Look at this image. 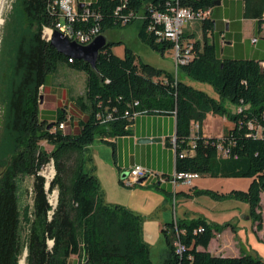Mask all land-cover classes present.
<instances>
[{
    "label": "trees",
    "instance_id": "obj_1",
    "mask_svg": "<svg viewBox=\"0 0 264 264\" xmlns=\"http://www.w3.org/2000/svg\"><path fill=\"white\" fill-rule=\"evenodd\" d=\"M54 1L15 0L1 37L0 264H19L24 254L25 264H68L71 256L81 258L80 264H152L140 216L122 205L105 202L87 151L95 141L110 144L106 138L130 134L134 117L141 113H174L175 173L250 179L245 191L221 193L192 187L190 195L247 204L249 218L260 231L264 70L258 62L222 58L209 41L208 34L215 29V21L209 17L200 21L201 40L182 35L181 41L192 45V57L177 68L188 78L210 85L218 99L176 75L136 61L129 48L122 57L115 55L110 41L93 69L83 61H70L43 38V29L55 28L60 21L58 11L52 8ZM217 1L228 0H94L86 3L90 13L86 23L75 26H97L99 34H105L139 20V39L163 54L172 50L173 43L147 31L155 12L176 3L191 12L214 10ZM237 1L245 2L246 10L252 11L255 0ZM60 63L85 74L83 95L74 100L85 114L77 121L76 133L58 128L71 121L65 109H57L51 123L40 115V87H45ZM227 102L236 106L234 113L226 107ZM207 113L226 117L233 128L220 138H205L199 130L192 136L191 125L200 126ZM42 141L51 146L50 151L40 145ZM51 161L55 175L48 192L57 191L54 208L39 175ZM25 178L33 179L29 190L24 187ZM120 183L124 185L122 179ZM27 195L31 203L25 201ZM199 228L203 231L198 232ZM220 229L202 217L166 224L162 233L168 257L163 264H264L248 254L211 255L207 246ZM176 240L184 247L181 253L173 245Z\"/></svg>",
    "mask_w": 264,
    "mask_h": 264
},
{
    "label": "crops",
    "instance_id": "obj_2",
    "mask_svg": "<svg viewBox=\"0 0 264 264\" xmlns=\"http://www.w3.org/2000/svg\"><path fill=\"white\" fill-rule=\"evenodd\" d=\"M91 1L94 0H77L80 5ZM262 6L261 0H255L254 5H252V11H247L245 2L228 0L221 2L218 8L211 10L210 19L215 21V29L208 34V37L209 41L219 49L222 58L253 59L258 62L261 68H264V12L261 10ZM247 13L248 15H251L250 18H247ZM254 15L260 18H253L256 17ZM259 20L261 21V24H258ZM183 35L192 40H201V22L193 21L186 25L183 30ZM187 78L188 77L184 74V80H179L192 85ZM212 91L214 92L213 96H210V94H207L205 91L203 92L210 97L218 99V95L213 88ZM56 111L48 112L56 114ZM175 121L174 113L137 114L129 127L130 134L106 138V141L110 142V144L101 141H95L91 144L87 151L91 157V165L94 167V174L99 180L100 185L102 183V177L107 175L110 179L116 182V184L118 183V187L121 188L123 184L120 183L119 175L122 173V176H127V172L131 167L134 165H140L152 174L143 180V182L139 184V187L142 189H149L150 184H155L158 187L157 189L162 190L172 198L176 214H178V203L181 205L182 202L187 201L188 199L194 200L195 198H198L192 197L190 195L191 191L186 192L184 187L210 189L201 181L194 182L195 179L190 186L182 184L176 186L173 185L172 175L175 173L176 156L172 147V140L175 137ZM195 124L198 123H193L191 125L192 136L197 132L193 129ZM233 126V122L226 117L207 113L204 121L200 126L198 125V130L205 138H220L227 134ZM101 169L102 172L100 171ZM133 187L134 186L127 188ZM232 190L237 189L228 188L227 190H221V193H229ZM130 192H136V190L133 189ZM103 197L105 200L104 194ZM228 200L232 201V203H228L226 207H221L220 211L221 214L226 217L224 222L226 225H230V228L220 229L210 240L207 246V251L213 256L238 257L241 253L248 254V252L243 250V247L241 248V242L237 239V235L234 234L235 228L233 222L235 223L236 221L237 223L238 214L233 212V209H239V213L243 217L250 219L249 207L246 204V207H243L244 212L242 213V210L239 208L240 204L237 203L239 201L225 199V201ZM105 202L107 201L105 200ZM166 203L167 199L162 197L160 208L166 209ZM260 205L262 212V229L257 231L255 224L253 223L252 230L257 232L258 237L264 241V191L260 193ZM122 206L129 210L132 209L126 204H123ZM179 211L180 216L174 219V221L201 217V214H198V212H191L188 209H180ZM246 213H248V215ZM204 219L210 222L206 218ZM210 223H214L215 225L218 224L216 221ZM166 224L168 223L164 222L161 232ZM197 249L204 250L202 247H198ZM167 257L168 251L162 264ZM80 263L81 258L77 256H71L68 261V264Z\"/></svg>",
    "mask_w": 264,
    "mask_h": 264
},
{
    "label": "rangeland",
    "instance_id": "obj_3",
    "mask_svg": "<svg viewBox=\"0 0 264 264\" xmlns=\"http://www.w3.org/2000/svg\"><path fill=\"white\" fill-rule=\"evenodd\" d=\"M14 1L15 0H3L4 6L2 8V24L0 26V45L5 21L11 13ZM140 27L141 21L136 20L127 26L108 30L105 34L108 41L113 43L112 52L117 56H123L124 49L129 48L133 51L136 61L164 70L172 75H176L179 79L184 80L183 72L176 67L173 52L171 50H166L161 54L144 44L138 37ZM6 63L7 60L5 61V64ZM187 79L191 82L192 87L198 90H203L207 94H210V96H213L214 92L208 84L200 83L190 78ZM84 82V72L73 70L66 64L60 63L57 71L48 76L45 87L42 90L43 100L40 104V115L47 118L48 122L51 123L55 119V114L49 113L48 111L65 109V113L68 118H71V121L66 122L62 130L65 133H76L78 128L77 121L85 118V114L76 106L74 100L83 95L85 87ZM226 105L230 112L234 113L236 111V106L231 105L228 102ZM2 111L3 107L2 104H0V133L2 126ZM40 145L46 149V151L51 150V146L44 141H42ZM51 170L52 162L45 166L40 171L39 175L42 177L48 175ZM100 171L102 172V169ZM121 176L122 173L119 175V180H121ZM32 181V178H25L24 187L29 190L32 186ZM101 181L102 183L100 186L105 195V200L108 203L126 204L132 208V211L134 210L135 214L140 216L143 240L149 246L152 264H162L168 248L163 233L161 232V228L164 222L171 223L174 219L178 218V216H180V209H188L191 212H198V214H201V217L206 218L210 222H218L217 225L213 223L214 227L217 229L230 228V225H226L224 222L226 217H224L220 211L221 207H226L228 203H232L230 200L218 201L207 196L198 197L194 200L188 199L187 201L182 202L181 205L178 203V214H176L172 198L162 190L157 189L158 187L155 184H150L149 189H142L139 187V184H135L133 188H127L124 185L119 188L118 183L116 184V182L110 179L107 175L103 176ZM198 181H201L208 188L218 192H221V190H227L228 188L245 191L250 183V179L248 178L223 179L202 176H199V178L194 180V182ZM133 189L136 190V192H130ZM184 189L186 192L191 191L188 187H184ZM162 197L167 199V205L165 206L166 209L160 208ZM25 201L31 203L29 195L26 196ZM237 203L240 204L239 208L243 213V207H246V204L240 201ZM233 212L238 214L237 223L236 221L235 223L233 222V226L235 228L234 234L237 235V239L241 242V248L243 247V250L248 252V254L259 258L264 262V241L258 237L257 232L252 230L253 221L243 217L237 208L233 209ZM246 214L248 215V213ZM21 261L25 264L24 255L19 261V264Z\"/></svg>",
    "mask_w": 264,
    "mask_h": 264
},
{
    "label": "built area",
    "instance_id": "obj_4",
    "mask_svg": "<svg viewBox=\"0 0 264 264\" xmlns=\"http://www.w3.org/2000/svg\"><path fill=\"white\" fill-rule=\"evenodd\" d=\"M86 3L80 5L77 0H55L52 8L56 9L60 15V21L55 25V28L43 29V38L49 41L54 31L59 32L63 37L71 41H76L79 44L86 45L90 43L99 34L97 26L89 27L87 29L76 28L75 24L83 22L86 23L90 13L85 7ZM83 11H79V9ZM211 10L191 12L186 8L175 5H170L165 11L155 12L152 16V24L147 28V31L154 32V34L160 39H166L173 43L172 51L174 53L176 67L182 64L188 63L192 57V45L187 42L181 41L183 30L185 25L193 21H201L205 18H209ZM71 61V60H70ZM264 67V66H263ZM264 69V68H262ZM43 86L40 87L42 94ZM59 129L64 128V124H60ZM251 128V126H249ZM194 131L198 130V124H195ZM172 147L175 151V141L172 140ZM182 157V154L179 155ZM52 162V161H51ZM51 175L49 176V174ZM152 173L140 165H134L131 167L127 176L123 179L124 186L132 187L138 183L140 179L145 180ZM54 176V167L52 162V170L48 175H44V189L47 193V199L49 205L54 208L57 203L56 190L48 192L50 182ZM196 173H174L172 177V183L174 186L178 184L190 186L194 179L198 178ZM203 229L199 228L198 232H202ZM176 247V251L181 253L184 250L177 240L173 244Z\"/></svg>",
    "mask_w": 264,
    "mask_h": 264
},
{
    "label": "water",
    "instance_id": "obj_5",
    "mask_svg": "<svg viewBox=\"0 0 264 264\" xmlns=\"http://www.w3.org/2000/svg\"><path fill=\"white\" fill-rule=\"evenodd\" d=\"M220 4L221 1H217L215 3L216 6H219ZM49 43L54 49H56L58 53H60L67 59L83 61L89 64L91 68L95 69L100 52L108 44V38L105 34H100L96 36L90 43L82 45L77 43L76 41L68 40L59 32L54 31L51 35ZM125 177L126 175L122 176V180ZM142 182L143 179H140L137 184H141ZM25 256L26 254H24V257Z\"/></svg>",
    "mask_w": 264,
    "mask_h": 264
},
{
    "label": "bare ground",
    "instance_id": "obj_6",
    "mask_svg": "<svg viewBox=\"0 0 264 264\" xmlns=\"http://www.w3.org/2000/svg\"><path fill=\"white\" fill-rule=\"evenodd\" d=\"M3 0H0V26H1V24H2V8H3ZM51 174H49V176H50ZM20 264H23V261H21V263Z\"/></svg>",
    "mask_w": 264,
    "mask_h": 264
}]
</instances>
